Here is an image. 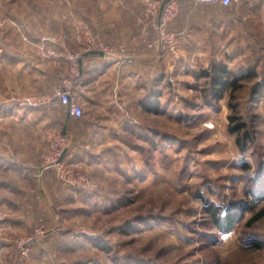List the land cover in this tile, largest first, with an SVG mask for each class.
Segmentation results:
<instances>
[{
    "label": "rangeland",
    "instance_id": "374dc122",
    "mask_svg": "<svg viewBox=\"0 0 264 264\" xmlns=\"http://www.w3.org/2000/svg\"><path fill=\"white\" fill-rule=\"evenodd\" d=\"M165 1L0 0V159L12 160L20 172L27 168L0 173L15 190L0 186V264H264V218L250 224L264 209L256 198L259 180L264 183V92H256L264 66L218 99L200 76L224 65L228 32L238 47L242 4L225 11L178 0L168 26L175 50L138 55L134 66L151 55L156 60L138 67L147 74L142 80L134 73L127 86L118 74L103 76L111 62L93 55L94 66L100 62L96 80L83 76L84 84L76 85L80 119L65 107L35 111L11 102L47 95L69 76L65 56H42L46 48L61 54L63 35L70 54L85 49V32L135 53L144 38L157 42L153 24ZM230 17L233 28L226 25ZM182 27L203 49L193 67L184 64L177 42ZM225 66L234 74L243 68ZM54 144L65 149L72 173L44 169ZM251 203L232 232H219L212 208L225 223L227 213ZM40 225L45 235L38 238ZM31 239L25 256L21 245ZM38 243L49 245L51 258L32 256Z\"/></svg>",
    "mask_w": 264,
    "mask_h": 264
},
{
    "label": "built area",
    "instance_id": "2783aa9c",
    "mask_svg": "<svg viewBox=\"0 0 264 264\" xmlns=\"http://www.w3.org/2000/svg\"><path fill=\"white\" fill-rule=\"evenodd\" d=\"M199 4L221 6L224 8H230L236 5L243 4L244 0H196ZM148 11L154 16V10L152 4H149ZM157 17V21L153 24L155 30L158 33V41L150 43L147 38L143 39V45L140 51L137 53L130 51L127 47L109 45L103 41L97 40L90 33L85 32L83 39L80 42L83 43L85 49L78 54H70L67 50V36L60 39L59 46L61 47V54L54 49H42V56L44 58H55L65 56V58L71 63L69 76L64 78L61 83L54 86L52 92L44 96H29V97H12L11 102L17 104L20 107H30L37 109L40 107H65L70 117L74 119H80L84 115V108L80 103V100L76 94V85L78 81L84 84L82 81L85 70L89 71L94 67V59L90 55L93 52H100L104 54V57L111 63L117 65H133L138 55L146 54L151 49H167L171 48L175 50L174 36L168 32V26L178 15L179 6L178 0H168L164 7L160 10ZM49 37H44L42 42H50ZM43 43V44H45ZM85 66V67H84ZM62 148V147H61ZM59 145L53 147V151L47 156L44 169L56 170L58 173H72L66 168L63 157L64 148L61 149ZM38 238L45 235L44 225L38 227ZM34 240L25 241L21 245V249L25 256L30 253L29 247Z\"/></svg>",
    "mask_w": 264,
    "mask_h": 264
},
{
    "label": "crops",
    "instance_id": "0c3cea01",
    "mask_svg": "<svg viewBox=\"0 0 264 264\" xmlns=\"http://www.w3.org/2000/svg\"><path fill=\"white\" fill-rule=\"evenodd\" d=\"M186 2H193V0H186ZM243 6L238 10V17L240 19L239 22V39H238V47H236L235 42L232 41V32H228V45L224 48L223 53V64L227 65L229 67L234 65L242 66L243 68H240L238 72H236V75H244L248 76L251 75V77L255 76L254 72H259V68L264 66V0H244ZM181 11H216L214 8H195V7H184L181 8ZM225 11H232L229 8H226ZM235 18V17H234ZM232 17L228 19L226 22V25L228 23L229 28H233L236 26V22L234 21ZM177 42L180 45V49L182 51L181 56L184 60V64L187 66H194L191 64V61L197 55L201 56V52L203 49H198L195 47L194 44V38L192 37V32L189 31V28L182 27L179 28L177 31ZM199 52V54H198ZM95 59V57H91ZM155 59V57L148 56L144 57L143 59L139 60L135 66L131 65H117L115 63H110V67H104V70L102 71V75L106 76L109 73H115L120 76L121 81L127 86L129 82H132L134 79V73H136V76L139 79H144V75L147 74L145 72H142L141 70H138L137 68L140 67H147L146 65L151 64ZM149 61V62H148ZM194 62V61H193ZM183 65V64H181ZM185 67V65H183ZM102 67V66H101ZM182 67V66H181ZM259 67V68H258ZM250 69V71H249ZM136 71V72H135ZM249 71V72H248ZM98 72H100V62L97 63V66H94L91 70L86 71L84 73L85 78L89 77V79H95L97 77ZM250 73V74H249ZM136 78V77H135ZM86 80V79H85ZM85 88L88 89V86L85 85ZM128 88V87H127ZM85 89V90H86ZM50 93V91H49ZM47 93V94H49ZM146 109V105L144 106ZM39 109L35 110L38 111ZM147 110V109H146ZM49 112L45 111V114H48ZM68 114V112H67ZM27 170V168H26ZM20 172L18 170V166L13 162L12 160L8 159H0V173H26ZM0 186H4L8 189V187H11L12 191H15L12 187V184H6L3 181H0ZM10 190V189H9ZM2 203H5L2 202ZM8 203H6L7 205ZM4 205V206H6ZM14 206V205H13ZM15 208L17 206L15 205ZM20 209V207H19ZM19 223V221H16ZM49 245L45 243H38L37 247H35V251L33 250L32 256H36L41 262L47 255L52 257L51 254H54V251L50 250L48 247ZM62 251L65 253V247L63 246ZM63 253V254H64ZM62 254V255H63ZM38 262V261H37ZM46 263V262H45ZM40 264H43L40 263Z\"/></svg>",
    "mask_w": 264,
    "mask_h": 264
},
{
    "label": "trees",
    "instance_id": "16d2710c",
    "mask_svg": "<svg viewBox=\"0 0 264 264\" xmlns=\"http://www.w3.org/2000/svg\"><path fill=\"white\" fill-rule=\"evenodd\" d=\"M250 74V73H249ZM200 76H202L203 78H206L210 81V85L212 87L213 93H214V98L218 99V97L221 96V93L223 92L224 89L231 87L233 90L237 89L238 83L240 81H242L245 78H249L251 77V75L248 76H244V75H236L232 72H230L228 70V68L225 65H221V64H214L212 66L211 71L209 70H205L202 71ZM256 92L257 94H261L262 92H264V85L262 84H257L256 85ZM152 104H148L146 105V109L153 110L152 109ZM155 110V109H154ZM238 143H240V140L238 141ZM259 184L261 185L260 190L257 192L256 198H258L259 201H263L264 200V183L262 182V180H259ZM263 186V188H262ZM247 195L251 194V192H246ZM253 204H249V205H240L239 206V213H237L238 210L237 208L234 209L233 211L227 213V217L225 219V223H223L224 221H222L219 218L218 213L215 211L216 209L212 208V212H213V220L214 223L216 225V227L218 228L219 232L223 233V234H228L230 232H232L234 226L236 225L237 221L240 219L241 214H244L246 212H249L250 210H252L253 208ZM262 218H264V209L259 211L258 213H256L251 219H250V224H253L259 220H261ZM103 250L109 252L110 249L107 247H103Z\"/></svg>",
    "mask_w": 264,
    "mask_h": 264
},
{
    "label": "water",
    "instance_id": "95a60500",
    "mask_svg": "<svg viewBox=\"0 0 264 264\" xmlns=\"http://www.w3.org/2000/svg\"><path fill=\"white\" fill-rule=\"evenodd\" d=\"M167 1H168V0H167ZM167 1L164 2L163 7H164V5H165V3H166ZM90 55H99V56L104 57V54H103V53H100V52H93V53H91Z\"/></svg>",
    "mask_w": 264,
    "mask_h": 264
},
{
    "label": "clouds",
    "instance_id": "9594fccd",
    "mask_svg": "<svg viewBox=\"0 0 264 264\" xmlns=\"http://www.w3.org/2000/svg\"><path fill=\"white\" fill-rule=\"evenodd\" d=\"M209 127H211V125H208Z\"/></svg>",
    "mask_w": 264,
    "mask_h": 264
}]
</instances>
